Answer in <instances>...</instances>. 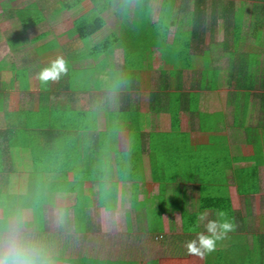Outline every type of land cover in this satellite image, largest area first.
<instances>
[{
  "label": "crops",
  "instance_id": "1",
  "mask_svg": "<svg viewBox=\"0 0 264 264\" xmlns=\"http://www.w3.org/2000/svg\"><path fill=\"white\" fill-rule=\"evenodd\" d=\"M35 28L24 33L19 21L16 32L0 31V256L15 233L44 264H264V243L251 258L253 238L264 237V163L252 178L264 130L259 100L244 115L245 90L233 87L221 101L227 112L212 111L206 93L222 97L226 87L203 84L200 66L176 73L160 53L151 62L143 48L119 44L123 35L113 52L80 65L77 35ZM45 44L71 47L67 73L48 84L37 78L52 61L41 57ZM101 69L116 82L96 88L82 76ZM218 211L235 230L203 259L188 255L186 242L205 231L199 215Z\"/></svg>",
  "mask_w": 264,
  "mask_h": 264
},
{
  "label": "trees",
  "instance_id": "2",
  "mask_svg": "<svg viewBox=\"0 0 264 264\" xmlns=\"http://www.w3.org/2000/svg\"><path fill=\"white\" fill-rule=\"evenodd\" d=\"M16 1L17 0H8V3L5 2V4H8V8L12 9L10 3ZM53 1L54 2H51V0H35V2L30 4L29 7H26L24 10L16 9L17 14H11L19 19L23 32L29 33V31L36 26L45 23L49 15V19L54 20L56 19L55 16H58L61 11H67L68 13L79 11L85 0ZM90 1L97 7L98 16L85 25L74 28L73 34L77 35L80 41H87L93 37L96 38V35L105 30L106 21L103 14L110 8H114V14H116V16H119L120 13H129V8L132 7V3L135 5L134 10L135 8H138L139 12L137 13H139V15L135 18V21H132L134 24L132 25L131 23L129 28V24L121 26L122 28H126L125 33H123L126 36H133V26H144L149 22V11L147 8L149 3L148 0ZM166 2H168V0H162V6L159 13L160 18L164 14V7H168V3ZM170 4L172 8L174 7V11H177L178 16L172 17L170 15L171 13L167 15L171 19L167 20L168 24L165 29L164 38L165 45L167 43V36L170 33L169 29L173 28L174 31L172 39L173 43H171L170 46L165 47L177 50V45L178 47L181 45L178 50V56L177 54L176 56L178 57L177 59L180 58L185 62L182 71L193 73L194 68L200 66V75L202 77L201 82L207 85V80H210V82H212V84H210L212 91H218L224 85L226 88L237 87L245 90L246 102L243 110L241 108L244 115H246L247 111L250 109L251 95L252 98L259 100L264 114V79L260 80L257 77V70L260 64L259 54L254 53L253 51H257L253 50V48L252 51H250V49L248 51L245 50V42L248 38V34L246 33L249 31H251V35L254 36L255 44L264 45V0H240L239 3H236L235 0H171ZM29 11H39L38 16H34L33 18L23 17V14ZM170 11H172V9ZM33 13L36 15L35 12ZM47 14L49 15L47 16ZM141 15H144L145 19H142L144 16ZM247 15L252 19L246 26ZM160 18L158 20L159 23L162 21ZM221 24L224 27L225 38L223 42L217 44L216 34L218 27ZM118 27L119 24L115 26L116 29H118ZM121 27H119L120 34H122L121 31L123 30ZM246 28L247 31H245ZM23 37L26 38L27 36L23 35ZM209 39L215 45L209 47ZM118 40L119 37L117 34H114V32L113 34H109L101 42L94 44L90 48L89 59L96 60L99 57H102L103 54L113 52L115 48L114 46L118 43ZM160 47L161 49H164L160 45L154 48ZM214 47L221 48L228 57L229 64L227 69L214 68ZM43 48L47 49L48 46L45 44L40 48L42 59H51L52 54H49V52L44 54L42 52ZM167 64H165V67ZM174 73H170L169 75L172 77ZM148 77H150V74H148ZM239 96L240 95L237 97V101L239 100ZM185 97L192 102L196 95L189 92L186 93ZM236 109L240 110L238 105L236 106ZM257 169V166H255L252 178L257 176ZM253 242L255 251L254 255L251 256L252 260L255 255H260L262 253L263 250L260 246L264 243V237L257 238L255 236Z\"/></svg>",
  "mask_w": 264,
  "mask_h": 264
},
{
  "label": "rangeland",
  "instance_id": "3",
  "mask_svg": "<svg viewBox=\"0 0 264 264\" xmlns=\"http://www.w3.org/2000/svg\"><path fill=\"white\" fill-rule=\"evenodd\" d=\"M48 1H50V0H48ZM58 1H60V0H58ZM148 1H149V3H148L147 8L149 11V13H148L149 14V22L147 24H145L144 26H133L134 27L133 36H130V37L124 36L123 33H125L126 28L125 27L122 28L121 26L124 24H129L128 25V28H129L131 23H132V25L134 24L132 21L133 20L135 21L136 20L135 18L138 17V15H139V13H137V12H139L138 8H135V10H134L135 5L133 3H132V7L129 8L130 9L129 13H120L119 16L118 15L116 16V14H114L115 13L114 8H110V9H108L107 12H104L103 16H104V19L106 20L105 30H103L101 33L96 35V38L93 37V38L88 39L87 41L86 40L85 41H78L77 42L78 46H76V44H74V43L72 45V46H74L73 48L76 49V53L78 54V56L81 57V61L78 60V62H80V65H82L81 63L83 62V60H86V61H84L83 64L85 66H87L88 58L90 56V54H89L90 48L94 44L101 42L103 39H105V37H107L109 34H113V32H114V34H117L120 37L123 35L122 37L125 38V39H121L119 44L131 45L132 51H134L133 47H135V46L143 48V51H146L147 57L151 60V62L154 59L155 54H156V57L159 58L158 53H160V56H162L165 64H167V62H168L167 65H170V63H171V65H172L171 70L175 71L176 73L181 72L182 67L185 66V65H183V64H185L184 60H182L180 58L177 59L178 58L177 57L178 56V50L181 47V45H180V47H178V45H177V50H174L172 48H166L167 46H170L171 43H173L172 42L173 31H174L173 28L169 29L170 33L167 36L166 45H165V39H164L165 38V29H166L167 24H168L167 20L171 19L167 15H169L171 13L170 15L172 17H176V16H178L177 11H174V7L173 8L171 7V4H170L171 0H168V2H166V3H168V7H164L165 10L163 11V13H164L163 16L161 18L159 16V18L162 19V21H161V23H159L158 20H155V18H157L159 13H160V8L162 6V0H148ZM239 1L240 0H235L236 3H239ZM5 2L8 3V0H0V21H2L0 23L6 22V25L0 24V29H2V28L4 29V30H0V31H4V32L5 31H7V32L12 31L14 33L17 31L19 19L15 15H12V14H17L16 9L24 10L26 7H29V5L32 4L33 2H35V0H17L16 2L10 3V5L12 6V9L8 8V4L6 5ZM51 2H54V1L51 0ZM238 6H239V4H238ZM171 9H172V11H170ZM33 12H35L36 15H34ZM38 12L37 11L25 12L23 14V17H29V18L32 17L33 18L34 16L35 17L38 16ZM111 12H113V14H111ZM174 12L176 15L174 14ZM48 15L49 14H47V16ZM97 16H98V11H97V7L95 6V4H93L90 0H85V1H83V4H82L81 9L79 11H77V12L73 11V12H69V13L67 11H61L58 16H55L56 19H54V20H50L49 19L50 15H49L46 23L42 24L38 28H35V30H33V32L39 33L43 30L50 28L51 30H54L55 32L68 31L71 34H73L75 27H80V26L84 25L85 23H87L88 21L93 20ZM141 16H144V15H141ZM154 16H155V18H153ZM246 17H247V23H246V26H247L248 22H250L252 18L249 17V15H247ZM10 18H13V19H10ZM142 19H145V16H144V18L142 17ZM4 20H7V21H4ZM116 21H118L119 27H121V29H123L121 31L122 34H120L119 27H118V29H116L114 26ZM113 30H115V31H113ZM245 31H247V28L245 29ZM224 33H225L224 27L221 24V25H219L218 30H217V34H216L217 44L224 41V38H225ZM246 34H248V38L246 39V42H245L246 43L245 44V50L248 51L250 49V51H252V48H253V50L257 51V52H255V51H253V52L256 54H259L260 64H259L258 70H257V74H258L257 77L260 80L264 79V45L255 44V42H254L255 39H254V36L251 35L252 34L251 31L247 32ZM126 39H128V40H126ZM55 43H57V42H55ZM158 45L162 46V48H164V49H161V47L160 48H154ZM213 45H215V44L209 39V47H211ZM49 46H50V44H49ZM49 46L47 49L43 48L42 52L43 53L49 52V54L52 53L51 60H54L57 57H63V59L66 62H68V58H69V54H70L69 49L71 47L70 48H64V50H61V47H59L58 45H56L55 48L53 47L51 49H49ZM128 47H130V46H128ZM213 51H214V66H215L214 68L224 69V70L227 69L228 64H229V60H228V57L226 56V54L219 47L218 48L214 47ZM138 53H141V52L138 51ZM176 54H177V56H176ZM116 56H118V54H116ZM107 59H108V56H106L105 61ZM166 60H167V62H166ZM119 61L121 62V64H125L128 62V58H127V56L124 57L123 53H121V59L119 58ZM133 62L135 63L134 64L135 69H137V70L142 69L143 63H142L141 58L136 59ZM48 65H49V63H48ZM160 65H161L160 62H156L154 66L156 69H159ZM86 69H87V67H86ZM92 71L88 70L85 73H83L82 76H84L86 78V80H88L96 88H103L104 89L103 83H106V80L113 81V82H110L111 84H114L116 82L114 76L108 74L106 69L97 70L94 73ZM186 76H187V74H186ZM142 77H143V75H142ZM142 77H141V79H142ZM190 77H192V76H189V78ZM140 81H138V83ZM209 84H212V82H210ZM215 85H216V83H215ZM116 86H117V84L113 87H116ZM222 91H223L222 97H219V96L215 97L216 94H214V96L211 97L212 93L211 94L206 93V97L208 98V100L210 98V101L214 102L213 106L216 107V108L212 109V111L223 112V113L227 112L226 108L222 109L221 101L226 100V94L227 93H225V92H232L233 93V92H235V89L224 88ZM236 96H238V95H236ZM251 99H252V95H251ZM251 103H253V100H251ZM204 106L205 107L207 106V108L204 107L203 111H205L206 114H210L209 113L210 112V105H209V107L207 104H205ZM228 115H229V112H228ZM227 122H228V127H227L228 129L225 130L222 137H223V139H225L224 142H227L229 144L231 139H232V134H234V130L232 128V117H231V115L228 118ZM262 125L264 128V124H262ZM263 128H262V130H263ZM238 139L239 140L244 139V134L239 135ZM263 140H264V130L262 131V135H260L258 137V141L256 142L257 145L252 147V149L255 150L254 155H253V158H255V161L253 160V162H254V166L256 165L257 167H258V165H261L264 163L263 162L264 147L258 148V145L259 146L264 145ZM212 143L213 142L210 141L209 145L210 144L216 145V143H213V144ZM201 144H202V142L199 143L198 145H201ZM83 147H85V146H83ZM198 148L201 149L202 147L198 146ZM159 156L160 155H158V157ZM168 163H170V162H168ZM165 165L169 166V164H165ZM170 167H172V166H170ZM171 174H172L171 178H174L175 173L171 172ZM217 177L219 179V182H217L216 185H213L214 190L218 188L219 184H223L222 177H220V175H218ZM254 178H257V176H255ZM214 181H215V178H214ZM256 181H257L256 179L253 180V183H256ZM261 188L264 189V180L262 181ZM238 190H240L239 187H238ZM243 191L245 192V189ZM263 195L264 194H262V196ZM253 199H254L255 204L261 203V201L259 199H255V198H253ZM261 205L262 204H260V206ZM157 220H159V219H154V218L148 219V221H150V223H151L150 225L153 227H155L154 226L155 224L156 225L158 224ZM153 227H150V228H153ZM234 262H235V260H234Z\"/></svg>",
  "mask_w": 264,
  "mask_h": 264
},
{
  "label": "clouds",
  "instance_id": "4",
  "mask_svg": "<svg viewBox=\"0 0 264 264\" xmlns=\"http://www.w3.org/2000/svg\"><path fill=\"white\" fill-rule=\"evenodd\" d=\"M67 70V62L63 57H57L39 71L37 78L43 84L57 82ZM216 217V219H208L207 212L199 215L197 227L199 223L207 221L204 224L205 231L197 232L194 239L186 242L188 255L203 259L216 250L218 242L226 239L228 234L235 230L234 223L227 219L224 211H218ZM190 231L195 232V229ZM0 264H44V262L38 248L13 233L9 238L6 254L0 256Z\"/></svg>",
  "mask_w": 264,
  "mask_h": 264
}]
</instances>
